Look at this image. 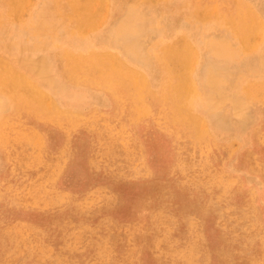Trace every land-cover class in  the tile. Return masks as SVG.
I'll return each instance as SVG.
<instances>
[{"label": "rangeland", "instance_id": "374dc122", "mask_svg": "<svg viewBox=\"0 0 264 264\" xmlns=\"http://www.w3.org/2000/svg\"><path fill=\"white\" fill-rule=\"evenodd\" d=\"M78 1L0 0V264H264V0Z\"/></svg>", "mask_w": 264, "mask_h": 264}, {"label": "bare ground", "instance_id": "6f19581e", "mask_svg": "<svg viewBox=\"0 0 264 264\" xmlns=\"http://www.w3.org/2000/svg\"><path fill=\"white\" fill-rule=\"evenodd\" d=\"M80 1V0H79ZM78 1V2H79ZM34 2V1H33ZM32 2V3H33ZM71 2V1H70ZM85 2V1H84ZM15 3V2H14ZM72 3H74V2H72ZM107 4V3H106ZM14 5V4H13ZM18 5H20V3L18 4ZM17 5V6H18ZM93 6V5H92ZM107 6V5H106ZM212 7V6H211ZM214 7H215V5H214ZM215 9V8H214ZM214 9H212V10H214ZM81 10H84V9H81ZM104 10L106 11L107 9L106 8H104ZM16 11V10H15ZM79 11V10H78ZM77 11V12H78ZM14 12V11H13ZM20 12V11H19ZM30 12V11H29ZM10 14V13H9ZM207 14V13H206ZM28 15V14H27ZM94 15V14H93ZM92 15V16H93ZM205 15V14H204ZM27 17V16H26ZM6 18H9V17H6ZM20 18V17H19ZM25 18V17H24ZM248 18V17H247ZM15 20V19H14ZM20 20V19H19ZM19 20H17V21H19ZM27 20V19H26ZM138 20V19H137ZM137 20L135 19V18H132V17H130L129 16V14L123 19V21L116 27V29H115V34L118 36V37H121L122 36V38L123 39H125V40H127V39H129V36H131V34H135V32H136V27H137ZM19 26H20V24H19ZM254 26V25H253ZM83 27V26H82ZM250 27V26H249ZM244 30V29H243ZM239 31V30H238ZM252 31V30H251ZM259 31V30H258ZM85 34V33H84ZM238 35V34H237ZM245 36H246V33H245ZM260 37H262L261 35H260ZM260 40V39H259ZM259 40H258V42H259ZM251 41V40H250ZM125 48H126V51H127V54H128V56H132L133 58L132 59H135L136 57H137V53L135 52V50H134V41H133V43H131V42H129L127 45H125L124 46ZM255 47V46H254ZM252 48H253V46H252ZM252 50V49H251ZM179 52V51H178ZM224 52L227 54V56H228V61L227 62H231V60H232V58L234 57V55H235V53H234V51H232L230 48H227L226 50L224 49V48H219V53L221 54V55H223L224 54ZM168 53V52H167ZM195 53V52H194ZM66 54V53H65ZM73 55V54H72ZM179 55V54H178ZM182 55V54H181ZM195 56V58H197L196 57V54H194ZM136 56V57H135ZM180 56V55H179ZM5 57V56H4ZM69 57V56H68ZM193 56H192V58H194ZM111 59V58H110ZM25 61H23V65H26L27 64V66L31 69V70H34L33 68H34V65H33V63L30 61V60H26V59H24ZM75 60H76V58H75ZM82 60V59H81ZM98 60V59H97ZM109 60V59H108ZM263 60H264V58H263ZM194 61V60H193ZM112 62V61H111ZM196 62V61H195ZM26 63V64H25ZM116 63V62H115ZM190 63H192V59H191V62ZM194 63V62H193ZM85 64V63H84ZM102 65V64H101ZM112 65V64H111ZM191 65V64H190ZM109 66V65H108ZM112 66H115V64H113ZM192 66V65H191ZM117 67V66H116ZM85 68V67H84ZM118 69L120 68L121 69V67H117ZM219 68H221V67H218V66H209L207 69H206V72H205V74H204V81L206 80H208V82H210L211 83V85H214L215 83H217V81H218V76H219V74L221 73V69H219ZM95 69V68H94ZM100 69H101V66H100ZM189 69H190V67H189ZM192 69V68H191ZM82 70V69H81ZM123 70H126V69H123ZM95 71V70H94ZM119 72V71H118ZM3 73H4V71H3ZM102 72H100V74H101ZM106 73H108V72H106ZM127 73V72H126ZM134 73V72H133ZM190 73V72H189ZM105 74V73H104ZM103 74V75H104ZM18 75V74H17ZM106 75V74H105ZM140 75V74H139ZM9 76V75H8ZM16 76V75H15ZM134 76V75H133ZM137 76V75H136ZM17 78V77H16ZM24 78V77H23ZM134 78V77H133ZM142 78V77H141ZM25 79V78H24ZM24 79H22V81H23V83L22 84H24L25 82V80ZM6 80H7V78H6ZM11 80V79H10ZM9 80V81H10ZM13 81L14 80H16V79H12ZM17 80H18V78H17ZM19 80H21V79H19ZM19 80L17 81V82H15L14 84H13V86L16 84V83H19ZM111 80V79H110ZM134 80H136V79H134ZM141 80V79H140ZM139 80V81H140ZM9 81H7V82H9ZM21 81V82H22ZM27 81V80H26ZM104 81V80H103ZM142 81H143V79H142ZM0 82H3V81H0ZM20 82V83H21ZM136 82L137 81H135V84H136ZM192 82V81H191ZM3 83H5V81L3 82ZM19 83V84H20ZM30 82L28 81V84H29ZM114 84H115V82H113ZM7 84V83H6ZM18 84V85H19ZM26 85H27V83H25ZM31 84V83H30ZM133 84V83H132ZM142 84V83H141ZM147 84V83H146ZM145 84V85H146ZM193 84V83H192ZM195 84V83H194ZM2 85V84H1ZM0 85V86H1ZM9 85V84H8ZM144 85V84H143ZM31 86V85H30ZM32 86H34V85H32ZM192 87H194L193 85H191ZM9 87H11L10 85H9ZM21 87V86H20ZM24 87V86H23ZM37 87V86H36ZM140 87V86H139ZM144 87V86H143ZM187 87H189V86H187ZM196 87V86H195ZM25 88V87H24ZM133 88H134V86H133ZM141 88V87H140ZM146 89H148L147 87H145ZM194 89V88H193ZM37 90V89H36ZM39 90V89H38ZM111 90V89H110ZM136 91H137V89H135ZM1 91H4L3 90V88H2V90ZM42 91V90H41ZM190 91V90H189ZM4 92H6V91H4ZM24 92V91H23ZM138 92V91H137ZM136 92V93H137ZM11 93V92H10ZM10 93H8V94H10ZM18 93H20L21 94V92H17V93H14V94H18ZM27 93V92H26ZM29 93H30V91H29ZM11 94H13V93H11ZM144 94V93H143ZM29 95H31V96H33V94H29ZM258 95V94H257ZM10 96V95H9ZM18 96H19V94H18ZM38 96V95H37ZM40 96V95H39ZM41 96H43V95H41ZM40 96V97H41ZM46 96H48V95H46ZM190 96V95H189ZM12 97V96H11ZM15 97H16V95H15ZM39 97V98H40ZM141 97H142V95H141ZM10 98V97H9ZM27 98V97H26ZM48 98H49V96H48ZM31 99V98H30ZM33 99V98H32ZM50 99V98H49ZM16 100V99H15ZM24 100H25V98H24ZM12 101V100H11ZM18 101V100H17ZM25 102V101H24ZM27 102H28V100H27ZM139 102V101H138ZM165 102V101H164ZM14 103V102H13ZM39 103V102H38ZM15 104V103H14ZM13 104V105H14ZM26 104V103H25ZM28 104V103H27ZM35 104H36V102H35ZM23 105V104H22ZM39 105V104H38ZM43 105V104H42ZM145 105V104H144ZM20 106H21V104H20ZM26 106V105H25ZM39 107V106H38ZM169 108V107H168ZM28 109V108H27ZM31 109H33V108H31ZM35 109V108H34ZM38 109V108H37ZM45 109H46V107H45ZM18 110V109H17ZM23 110V109H22ZM29 110V109H28ZM36 110V109H35ZM44 110V109H43ZM42 110V111H43ZM169 110V109H168ZM189 110V109H188ZM25 111H27V110H25ZM30 111V110H29ZM41 111V110H40ZM45 111V110H44ZM43 111V112H44ZM147 111V110H146ZM37 112V111H36ZM145 112V111H144ZM169 112V111H168ZM167 112V113H168ZM174 112V111H173ZM19 113H20V111H19ZM28 113V112H27ZM32 113V112H31ZM33 113H34V111H33ZM41 113V112H40ZM47 113V112H46ZM42 114V113H41ZM38 115V114H37ZM162 115V114H161ZM194 115V114H193ZM163 116H164V114H163ZM57 117H58V115H57ZM184 119H186V118H184ZM189 119V118H188ZM199 119V118H198ZM179 120V119H178ZM1 121V120H0ZM56 121H57V119H56ZM173 121V120H172ZM191 121V120H190ZM189 121V122H190ZM175 122V121H174ZM178 122V121H177ZM188 122V123H189ZM192 123H196V122H193V121H191ZM201 122H202V120H201ZM171 123V122H170ZM196 125H198V123H196ZM200 125H201V123H200ZM199 128H201V126L199 127ZM196 129H197V127H196ZM201 130V129H200ZM199 133H201L200 131H199Z\"/></svg>", "mask_w": 264, "mask_h": 264}]
</instances>
